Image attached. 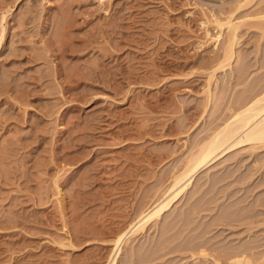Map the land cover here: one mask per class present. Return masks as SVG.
I'll return each mask as SVG.
<instances>
[{
  "label": "rangeland",
  "instance_id": "obj_1",
  "mask_svg": "<svg viewBox=\"0 0 264 264\" xmlns=\"http://www.w3.org/2000/svg\"><path fill=\"white\" fill-rule=\"evenodd\" d=\"M238 2L260 9L242 65L209 79ZM261 16L264 0H0V264H108L190 147L264 85ZM126 236L113 264L260 262L264 148L225 152Z\"/></svg>",
  "mask_w": 264,
  "mask_h": 264
},
{
  "label": "bare ground",
  "instance_id": "obj_2",
  "mask_svg": "<svg viewBox=\"0 0 264 264\" xmlns=\"http://www.w3.org/2000/svg\"><path fill=\"white\" fill-rule=\"evenodd\" d=\"M239 2L235 7H233L232 11L227 12L228 9L220 11L221 13L227 12L223 19L224 22H220V24L217 23V26L219 25L218 27H225L226 29L225 41L219 55L220 61L218 62L217 66L215 65L216 68H212L213 70H211V72L208 74L209 79L213 78V75L217 70H223L226 66H230L233 64V62L237 61L234 52V46L236 45L238 39L239 26L245 22L244 19H251L253 17H257V19H259L258 16L260 15V9H258L259 11L256 12L253 11L252 14H243V12L246 11L241 10V5L243 3L241 2L242 4L240 5ZM1 17L3 20L4 16ZM262 18L264 19V16L260 17V19ZM262 22L264 21H261L259 27L262 26ZM2 32L3 31L1 28L0 44L2 41ZM238 61L237 65H242V62ZM95 73L98 76V73ZM244 144H248L251 148H254L255 146L264 148L263 84L259 86V93H254L253 96L251 95V97L246 100V102L243 101L238 105L237 108H235L233 112H231L229 118L222 127L211 133V135H209L207 139L205 138L203 142H199L190 147L191 149L189 150L187 157L184 159L178 173L173 176L170 186L165 191H163V193H161L162 195L159 197L157 202L153 204V206L148 209L146 213L145 211L144 213L141 212L142 215L140 213L141 217L135 223H133L130 229H128L127 233L121 235L117 240H115L113 254L108 264L114 263L115 257L120 250V243L123 241L126 235L135 233L136 230L138 231V229L141 231V229L144 228L148 222L158 219L162 214H164V212L168 211L175 202L178 201L196 174L220 158L225 152ZM54 184L56 185V182ZM238 255H240L241 258H238L229 264H264V256L262 257L263 260H260V262L253 263L245 255L244 257L242 254Z\"/></svg>",
  "mask_w": 264,
  "mask_h": 264
}]
</instances>
